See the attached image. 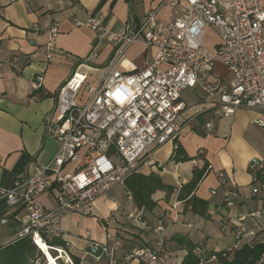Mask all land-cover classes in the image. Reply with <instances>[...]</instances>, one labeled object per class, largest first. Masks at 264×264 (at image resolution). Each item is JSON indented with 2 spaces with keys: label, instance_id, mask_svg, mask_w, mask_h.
Here are the masks:
<instances>
[{
  "label": "built area",
  "instance_id": "1",
  "mask_svg": "<svg viewBox=\"0 0 264 264\" xmlns=\"http://www.w3.org/2000/svg\"><path fill=\"white\" fill-rule=\"evenodd\" d=\"M162 5L169 8L165 21L158 20L156 8L139 23L117 32L106 31L94 15L74 23L106 36L113 45L108 73L96 86L85 84L74 74L64 81L56 93L52 113L44 117L45 135L56 144L54 155L41 161L32 173L19 176L9 191L0 189V198L6 200L8 207H19L24 212L11 242L29 239L41 252L33 264H41L42 257L43 264L49 263L42 249H38V241L46 245L53 264H74L69 252L73 245L61 227L65 216L92 205L118 185L124 188L127 200L132 201L126 181L140 172L141 162L176 138L185 111L200 115L210 110L205 102L187 105L181 101L184 90L198 86L206 98L215 97L216 115L205 124L206 133H210L215 121L228 119L238 110L257 112L260 117L255 125L264 130V0H163ZM208 30L218 39L213 50L204 45ZM50 35H57L55 27ZM136 42H141L144 49L154 50L142 68L125 57L127 49ZM54 53L53 45L48 43L47 60ZM217 62L229 72L228 79L214 73ZM124 63L128 73L120 69ZM42 82L43 76L38 75L31 87L38 89ZM248 168L252 175L247 194L228 189L223 173L215 171L222 188V200L216 209L226 213L220 230L234 237V243L223 250V257L258 237L253 228L244 226L245 222L260 225L264 221V209L231 215L238 200H251L257 194V186L261 182L264 185V160L251 159ZM210 171H214L211 164L205 173ZM42 194L51 195L53 208L37 203ZM262 205L264 208V199ZM171 208L174 210L175 206ZM143 215V208L130 207L126 219L136 227L150 229ZM7 222L0 217L1 225ZM172 223H177L176 218ZM103 229L101 241L85 232L87 249L83 257L105 264L171 262L161 219L151 228L156 234L152 245L126 247L109 221ZM54 239L64 241L65 246L54 245ZM200 252H193L199 264L203 262ZM83 257L79 258L80 263ZM211 258L216 259L214 255ZM253 264H264V253Z\"/></svg>",
  "mask_w": 264,
  "mask_h": 264
},
{
  "label": "crops",
  "instance_id": "2",
  "mask_svg": "<svg viewBox=\"0 0 264 264\" xmlns=\"http://www.w3.org/2000/svg\"><path fill=\"white\" fill-rule=\"evenodd\" d=\"M162 1L18 0L10 3L9 0H0L2 191L12 189L19 176L32 173L41 161H47L54 155L56 144L45 135L44 117L52 113L56 93L64 81L74 74L85 84L96 86L108 73L113 45L106 36L101 37L87 27L75 26V21H83L89 15H94L100 18L101 27L106 31L117 32L127 25L139 23L148 11L156 8H159L158 20L165 21L169 8L162 5ZM53 27L57 30V35L52 38L50 30ZM207 33L216 37L212 30ZM48 43L55 49L51 60L46 58ZM217 43L216 37V42L209 49L213 50ZM153 54V49H144L141 42H136L127 49L125 57L142 68L146 61L151 60ZM120 69L124 73L129 72L126 63ZM38 75L43 76V82L41 87L33 89L31 83ZM229 77L228 72L225 78ZM215 100V97L204 96L202 102L210 109L203 113L204 115L185 111L179 122L176 138L155 149L149 160L141 162L140 172L136 176L137 179L147 178L145 182L149 187L145 193L150 194L149 200L155 204L153 207L148 206L149 204L141 207L146 211L144 215L150 229L128 225L122 214L129 205L123 206L108 191L99 196L92 205L62 219L61 227L66 233V240L73 245L69 251L72 257L79 259L77 254H82L87 249L81 224L91 229L86 232L90 233L92 239L99 241L97 228L101 227L103 231L104 223L110 215L121 209L122 219L118 217L115 224L111 221L110 226L119 237L124 238L122 240L126 247L152 245L156 234L151 228L161 219L171 261L180 264L186 255V248L180 243L182 238L195 246L194 251L201 250V264H221L217 259L211 258L214 250L206 249L207 241L204 242L218 215L223 213L226 218L225 212H217L216 209L222 200V188L218 185L215 171L223 173L228 189L247 194L251 188L252 175L248 163L255 158L264 160V154L261 152L264 150V130L255 125V121L260 117L257 112L238 110L228 119L215 121L210 133H206L205 124L216 115L213 106ZM175 145L178 146L180 156L189 158L188 161L178 162L173 159ZM200 150L202 155L198 154ZM209 164L213 166L214 171L205 173ZM261 181H264V178H261ZM126 188L132 194L129 188ZM212 191L215 193L212 194ZM132 196L134 197L133 194ZM192 196L206 203L203 216L190 211L189 199ZM37 203L48 209L55 206L49 194L39 196ZM237 203L231 215L259 210L262 201L255 196L249 201L240 199ZM134 204V207H130L139 208L136 202ZM172 206H175L174 210ZM244 207L247 209L243 210ZM93 209L100 215L92 214ZM23 213L19 207H8L6 200L0 198V217L3 216L8 221L5 225L0 224V247L12 241L17 228L20 227ZM84 216L90 217V220ZM173 218H176L177 223H172ZM73 224H76V230L82 235L72 232ZM219 224L221 229L223 221ZM102 238L101 236V240ZM125 239H133L134 242H127ZM230 260L229 257L228 262ZM92 262L105 264L104 261Z\"/></svg>",
  "mask_w": 264,
  "mask_h": 264
},
{
  "label": "trees",
  "instance_id": "3",
  "mask_svg": "<svg viewBox=\"0 0 264 264\" xmlns=\"http://www.w3.org/2000/svg\"><path fill=\"white\" fill-rule=\"evenodd\" d=\"M172 157L175 161L178 162H185L189 160V158L187 157L180 156L177 145H175ZM146 180L147 178L137 179V176L134 175L126 181V187H128L134 195V202H136L137 207L139 208H141L142 206L146 207V205L148 204V206L150 207H153L155 205L152 201L149 200L150 194L145 193L146 188L149 187V184L145 182ZM189 200L190 211H192L194 214L203 216V212L206 209V203L196 199L194 196L190 197ZM52 243L58 246H65V242L61 241L60 239H54ZM180 243L186 248V255L184 256L180 264H199V258L193 253L195 246L182 238ZM35 250L36 247L31 243L29 239H21L18 241L10 242L7 245L0 247V264H33L32 261L35 258ZM222 253H224L223 250L212 253V255L216 257L217 261H220L222 264H247L246 262L250 261H252L251 263L253 264L258 256L264 253V243L256 245L252 248L245 247L244 249L242 248L238 251H235L234 256L230 262L227 261L229 255L223 257ZM72 258L74 264H81L79 259L75 257ZM249 258H251V260H248Z\"/></svg>",
  "mask_w": 264,
  "mask_h": 264
},
{
  "label": "rangeland",
  "instance_id": "4",
  "mask_svg": "<svg viewBox=\"0 0 264 264\" xmlns=\"http://www.w3.org/2000/svg\"><path fill=\"white\" fill-rule=\"evenodd\" d=\"M216 42V37L214 35H212L211 33H207L206 36H205V39H204V45L209 48L213 45V43ZM214 73H216L217 75H219L221 78H225V76L227 75V70L225 68V66H222V64L220 63H216V66L214 67ZM203 98H204V95L203 93H201L200 89L198 86H196L195 88L193 89H186L184 90L182 93H181V98L180 100L183 101L184 103H186L187 105H195V104H198L200 102L203 101ZM204 115V114H203ZM262 154H264V150L261 151ZM256 159V158H255ZM261 160V159H259ZM109 194L114 198V199H117L123 206L128 204V208L126 211L123 212V217L128 225L130 226H133L127 219H126V215H127V211L129 210L130 206H133L134 207V199L132 197V201L129 202L125 196V190L122 186L118 185V186H115L113 187L110 191H109ZM256 198H258L259 200H261L263 202V199H260V198H264V185L262 184L261 182V185L259 184L257 186V194H256ZM259 202V201H257ZM263 205L260 204L259 205V209L262 210L264 209L262 207ZM139 209V208H137ZM247 209V207H244L243 210ZM121 209L117 210V211H114V213L112 215H110V217L108 218V221L110 222L111 226H112V223L111 221H113V223L115 224V220L119 217V219H122L121 217ZM145 210H144V214H145ZM92 214H96L97 216L100 215V213H98L97 211H95L94 209L92 210ZM86 219H89L90 220V217L88 216H84ZM143 218L146 220V217L145 215H143ZM89 220H86V221H89ZM226 218L224 217V214L221 213L220 215H218V219L216 218V220L214 221L211 229H210V233L208 235V238H206L204 240L207 241L206 244H205V247L206 249L208 250H214V252H219V251H222L225 247H227L228 245H232L234 243V237L233 235L231 234H228V233H223L221 232L220 230V222L222 221H225ZM124 221V222H125ZM147 221V220H146ZM148 222V221H147ZM105 224V223H104ZM125 224V223H124ZM195 226V225H194ZM244 226L246 227H249V228H253L255 230V232L258 234V237L255 239V240H248L246 241L244 245L241 246L240 249H244L245 247L247 248H252L256 245H259V244H263L264 243V221L260 224V225H255L253 224L251 221H247L244 223ZM135 227V226H134ZM76 224H73V233H76L78 234L79 231L78 229L76 230ZM81 230L83 232H86V230H91L90 228H88L87 226H85V224H81ZM97 235L100 237L99 241H101V236L103 235V231L101 229V227H98L97 228ZM196 232V231H195ZM80 235H82L81 233H79ZM120 236V235H118ZM121 239H124L122 237H120ZM126 240V239H125ZM127 242H134L133 239L131 240H126ZM199 246H203V245H199ZM204 248V247H203ZM239 249V250H240ZM238 251V250H237ZM79 253V252H78ZM83 254V253H82ZM81 253L80 254H77L79 255L78 257L81 258L83 257ZM34 255L35 256H39L41 257V252H39L36 248V250L34 251ZM234 256V253H232L229 257L233 258ZM228 257V258H229ZM228 258H227V261H228ZM243 259V258H242ZM230 260V261H231ZM248 260H251V258H249ZM92 258L89 257V256H84L83 257V261H82V264H93L92 262ZM229 261V262H230ZM176 261H171L169 264H179V263H175ZM252 261L250 262H246L247 264H252L251 263ZM40 263L43 264V257L40 258ZM60 263V262H59ZM214 264H219V263H214ZM222 264V263H221Z\"/></svg>",
  "mask_w": 264,
  "mask_h": 264
},
{
  "label": "bare ground",
  "instance_id": "5",
  "mask_svg": "<svg viewBox=\"0 0 264 264\" xmlns=\"http://www.w3.org/2000/svg\"><path fill=\"white\" fill-rule=\"evenodd\" d=\"M39 247L42 249L43 253L46 255L48 262H49L48 264H53V257L48 252L46 245H44L42 242H39L38 249H40Z\"/></svg>",
  "mask_w": 264,
  "mask_h": 264
},
{
  "label": "snow or ice",
  "instance_id": "6",
  "mask_svg": "<svg viewBox=\"0 0 264 264\" xmlns=\"http://www.w3.org/2000/svg\"><path fill=\"white\" fill-rule=\"evenodd\" d=\"M38 243H39V241H38Z\"/></svg>",
  "mask_w": 264,
  "mask_h": 264
}]
</instances>
